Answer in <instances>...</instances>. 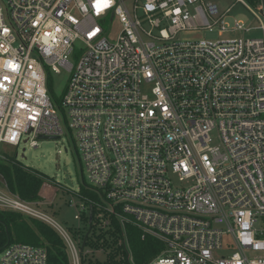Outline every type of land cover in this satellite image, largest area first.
I'll use <instances>...</instances> for the list:
<instances>
[{
	"label": "built area",
	"instance_id": "2783aa9c",
	"mask_svg": "<svg viewBox=\"0 0 264 264\" xmlns=\"http://www.w3.org/2000/svg\"><path fill=\"white\" fill-rule=\"evenodd\" d=\"M140 1L133 15L127 0H0V159L2 146L61 140L64 123L84 186L102 201L98 226L116 221L127 239L132 225L163 244L144 264H264V0L258 12L238 0L261 24L232 28L231 8ZM115 19L111 39L104 26ZM215 28L242 36L176 40ZM63 72L69 81L56 107L51 74ZM73 207L80 223L88 206ZM43 208L13 194L0 174V211L49 225L70 264H82V242ZM47 261L29 244L0 253V264Z\"/></svg>",
	"mask_w": 264,
	"mask_h": 264
},
{
	"label": "rangeland",
	"instance_id": "374dc122",
	"mask_svg": "<svg viewBox=\"0 0 264 264\" xmlns=\"http://www.w3.org/2000/svg\"><path fill=\"white\" fill-rule=\"evenodd\" d=\"M144 1L145 0H141L139 5L142 6ZM201 1L216 4L223 12L231 8L229 17L227 18L230 28L233 27L235 20L241 21L246 26L252 25L257 27L261 24L250 10L252 9L253 11L258 12V3L256 0H243L248 7H250V9L238 0H199L195 6L200 5ZM126 5L130 12L134 15L135 0H127ZM195 6L190 7L192 13L194 12ZM138 15L139 17H142L143 14L141 9L138 10ZM144 26L148 31L152 29L148 23ZM168 26L169 24L164 23L162 28H166ZM104 27L105 30L109 32L108 34L111 39L115 38L120 31V24L117 19H115L113 23L109 20ZM154 34H158V30H154ZM238 36H242L241 33H238L237 35L220 34L218 28H215L212 31L209 29H198L179 32L176 35V40L218 41ZM248 36L261 37L262 34L257 31ZM145 40L153 41L152 38H148L146 36ZM68 81L69 74L66 72L61 74H51V98L56 107L63 98ZM63 127L65 135L59 141L52 139H39V146L37 148H31L29 143L25 144L22 142L18 148L2 146L1 152L9 157H15L17 161L22 163L25 167L32 168L48 178L47 184L50 185V187L45 188L43 191V210L54 217L74 236L73 230L77 228L81 222L79 223L78 220L75 219L79 209L73 207V204L79 205L82 202L79 198L80 195L77 193L79 192L81 186L88 183V180L81 168L76 142L72 138V135L68 132L64 123ZM64 168H66L67 171H64ZM67 178L71 182V186L67 185ZM127 250H129V254H131V249L129 247H127ZM84 256L88 259L92 258L105 261L107 259V252L103 249L99 250L88 246L84 251ZM215 256L221 257V254H216ZM262 256L263 254H250V258H259Z\"/></svg>",
	"mask_w": 264,
	"mask_h": 264
},
{
	"label": "trees",
	"instance_id": "16d2710c",
	"mask_svg": "<svg viewBox=\"0 0 264 264\" xmlns=\"http://www.w3.org/2000/svg\"><path fill=\"white\" fill-rule=\"evenodd\" d=\"M0 174L8 189L21 199L28 202L44 199V185L47 184L48 178L32 168L25 167L15 157L4 155L0 159ZM77 194L85 201L89 212L82 214L80 225L73 230L76 240L83 243L90 231L86 247L91 246L107 252L105 261L88 259L83 252L82 264H129L130 257L136 264H144L156 257L164 248L163 244L153 237L143 238V233L132 225L126 226L127 239L123 238V229L116 221H112L107 229L99 227L101 221L97 219V214L101 209L98 208V204L102 202L99 195L84 185ZM124 242H128L131 254L125 249ZM14 243L45 249L48 264H70L66 245L55 230L38 220L0 211V253Z\"/></svg>",
	"mask_w": 264,
	"mask_h": 264
},
{
	"label": "water",
	"instance_id": "95a60500",
	"mask_svg": "<svg viewBox=\"0 0 264 264\" xmlns=\"http://www.w3.org/2000/svg\"><path fill=\"white\" fill-rule=\"evenodd\" d=\"M40 139H52V138L41 136ZM52 140H56V139H52ZM64 171H67V169L64 168ZM66 183H67L68 186H71V182L69 181L68 178L66 179ZM90 213H91V212H90ZM91 217H92V214H91ZM89 235H90V231L87 233L86 238L84 239V241H83V243H82V245H81V250H82V251L85 250L86 242H87V238L89 237Z\"/></svg>",
	"mask_w": 264,
	"mask_h": 264
},
{
	"label": "snow or ice",
	"instance_id": "6c2138e0",
	"mask_svg": "<svg viewBox=\"0 0 264 264\" xmlns=\"http://www.w3.org/2000/svg\"><path fill=\"white\" fill-rule=\"evenodd\" d=\"M5 32H7L8 30L7 29H4Z\"/></svg>",
	"mask_w": 264,
	"mask_h": 264
}]
</instances>
